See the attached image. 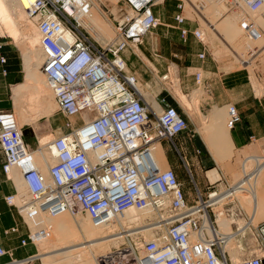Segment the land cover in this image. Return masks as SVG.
<instances>
[{
    "label": "built area",
    "instance_id": "obj_1",
    "mask_svg": "<svg viewBox=\"0 0 264 264\" xmlns=\"http://www.w3.org/2000/svg\"><path fill=\"white\" fill-rule=\"evenodd\" d=\"M27 1L28 15L40 32L42 69L60 110H87L94 116L51 141L49 148L54 147L56 155L47 174L34 165L20 167L26 195L17 190L6 201L21 215L70 211L86 213L96 222L111 221L105 219L132 207H151L159 213L155 223L160 231L155 238L135 235L138 241L144 240L139 249L112 251L99 258L100 264H235L221 250L225 237L219 233L214 207L222 205L225 216L246 219L242 226L252 231L256 241L252 254L237 264H264V221L253 223L233 195L234 184L222 182V187L217 185L206 198L199 194L190 205L175 169L170 165L161 168L153 153L157 143L173 141L188 130L189 123L175 106H163L160 112L150 106L137 86V77L127 71L122 53L132 50L136 54L151 27L159 23L153 8L162 0H125L128 9L115 24L116 35L105 45L84 26L79 27L73 17L80 7L83 14L90 12L91 0ZM234 1L253 10L264 4V0ZM175 18L178 23L185 20L179 13ZM162 80H169V74ZM196 81L201 82L200 73ZM13 114L0 111V154L5 156L7 175L32 155L18 119L6 120ZM239 120L237 108L229 105V126ZM241 184L236 186L241 188ZM37 233L30 232L33 241ZM126 238L135 241L133 233ZM7 254L10 252L0 244V257Z\"/></svg>",
    "mask_w": 264,
    "mask_h": 264
},
{
    "label": "rangeland",
    "instance_id": "obj_2",
    "mask_svg": "<svg viewBox=\"0 0 264 264\" xmlns=\"http://www.w3.org/2000/svg\"><path fill=\"white\" fill-rule=\"evenodd\" d=\"M94 1L98 8L106 13L105 16H107L113 27L101 17L97 10L86 19L87 21L89 20L88 25H81L74 19L79 27L84 26L90 36L105 45V42L115 36V24L128 7L125 0ZM153 11L159 19V23L151 27L143 42L136 48V54L132 50H126L122 53L127 63V71L137 76L140 91L143 93L145 100L157 112L162 109V99H165L168 105L174 106L170 101L171 95H174L182 106L184 112L182 113L184 116L186 115V118L188 117L189 128L193 130L192 133H199L207 146L209 142L211 144L216 142L213 138L214 133L217 131L214 127L216 120L214 119V114L216 112L221 114L223 126L227 129L230 136L229 110L227 114V107L219 108L216 106L213 111H209V105H207L209 93L205 85L208 80L214 77L220 78L233 73H242L241 76L244 77L245 75L249 84L251 83L250 87L251 85L255 86L253 87L257 90L254 91L258 95L264 94V4L260 8L253 10L242 2L234 0H162L154 6ZM178 13L185 17L183 23L176 21L175 17ZM29 20L31 19L27 14L21 19L20 17L18 20L16 19L17 29H15L12 22H9L10 24L6 25L7 27L5 24H0V32L3 29V32L6 33L10 26L22 32L26 21L30 22ZM183 29L187 33L184 34ZM6 35L10 36L8 32ZM9 38L21 50L23 60H26V55H29V58L34 57L32 52L35 49V44L32 40L27 39L23 32L19 33V41H16L11 36ZM196 61L204 65V70H201L203 74V76L201 75V84H195L192 80L191 83L189 82V86H185L184 83L180 86L177 76L178 70L180 73V68L184 67L185 74L188 71L186 66ZM41 63L42 60L39 65ZM37 68L42 72L39 66ZM189 71L194 73L196 69H190ZM26 73L25 69V75ZM165 74H169L170 81L162 80ZM191 76L193 75L190 73L189 77ZM45 77L44 74L41 77L42 82L47 84L44 87L42 86L43 89L32 81V83L28 84L25 80L26 84L18 88V91L16 90L13 98L16 113L14 110L10 111L16 114L15 119H18L19 127L23 132L24 141L28 147L31 142L37 144V149L33 150L29 147L32 154L39 153L40 156L35 157V159L31 155L30 157H33V161L30 158V160L22 161L20 166L15 167L10 174L17 190L25 194L20 167L29 168L34 165L47 174L49 164L53 163L54 159L52 158H55L49 149L51 141L70 132L72 128L80 126L85 121H89L94 116L93 112L87 110L75 113H66L60 110ZM45 79L46 81H44ZM17 93L20 94L19 97H16ZM49 104L53 107L50 112H46L44 108L46 109ZM162 105L164 106V103ZM179 111L181 112V109ZM212 127L215 129L213 130ZM41 140L44 143L47 142L46 146L43 147ZM47 149L48 151L45 153ZM254 149L256 150L251 152L252 155L248 156L250 158L243 161L232 157L233 154L236 155L237 153L236 151L234 153L232 149L228 153L229 156L227 155L225 158L219 156L220 158L217 160L224 162L222 168H219V180L221 177L227 176L230 179L228 180L230 184H234L244 177L243 175L245 174L251 177L252 180L249 183L236 190V197L237 199L239 198V202L245 208L247 214L252 216L254 224H258L264 221V147L257 146ZM257 153L260 155L254 156ZM43 154L46 157V163L42 162L41 155ZM34 159L37 162L39 161V163L41 162V165L36 161L34 162ZM164 167H169L167 162L164 163ZM16 168L18 169L15 171ZM179 169L178 177L180 181L181 178L184 181H188L190 179L188 171L180 163ZM206 170L203 168L201 171L203 181ZM14 171L20 174L16 175ZM249 176L245 177L249 178ZM188 186L192 187V184ZM199 187L203 197L206 198L208 193L217 187V183H213L211 189H206L202 184H199ZM194 190L192 188V191ZM214 210H224V206L218 205L214 207ZM39 214H41L40 217L38 216ZM78 214L67 213V216L50 218L45 211L38 212L33 217L28 213H24L21 217H23L22 219L30 231L27 238L22 239L21 243L23 245L31 243L36 249V255L30 257L28 261L33 260L34 264H85L88 262L90 257L81 256V253L92 251V244H101L102 242L99 241L105 239L101 237L98 241H93L96 240L94 231H91L93 234L88 231V233L90 232L89 239L87 238L85 241L83 237L81 238V235L77 239L80 227L74 223L73 218L80 222L87 218L91 219L85 213ZM158 214L155 209L149 207L147 213L141 212L126 220H121L120 218V221L119 219L115 220L108 228H96L95 232H100L101 230L103 233L101 235L106 238V241H104V250H100L102 252L99 251V254L97 251L95 253L101 257L109 255L112 251L118 249H124V251L127 249L131 251V248L139 249L144 240L138 241L139 236L135 237V235L140 234L145 239L155 238L157 231H160V225L155 223L158 219ZM38 218L41 219L39 220ZM218 218L227 219L224 225L218 224L219 233H222L225 237V243L221 250L228 255L231 262L240 263L244 256L252 254V250L256 249V241L253 239L252 231L246 226H242L246 220L244 217L230 218L221 214ZM234 221L238 225L233 224L231 226ZM28 222L32 224V229ZM238 226H242L239 231H237ZM39 230H44V232ZM30 232H38L34 241L29 236ZM128 233H133V240L135 241H125ZM229 238H232V242L228 246ZM23 241H26V243H23ZM233 247L236 248L234 249ZM99 260L98 263L100 264ZM14 261L16 260H11L10 263ZM28 261H19L17 264H30V262L27 263ZM90 262L94 264L93 261Z\"/></svg>",
    "mask_w": 264,
    "mask_h": 264
},
{
    "label": "crops",
    "instance_id": "obj_3",
    "mask_svg": "<svg viewBox=\"0 0 264 264\" xmlns=\"http://www.w3.org/2000/svg\"><path fill=\"white\" fill-rule=\"evenodd\" d=\"M9 37L6 33L0 32V111L14 110L16 113L13 98L16 90L25 84V66L21 50ZM1 58H5V61L2 62ZM203 67V64L196 61L186 66L188 71L185 74L184 67H181L180 73L178 70L177 75L180 86L183 83L185 86H189L192 80L195 84H201V82L198 83L196 81V75L200 73L203 76L201 72V70H204ZM190 69H196V72L192 73L189 71ZM190 73L195 76L189 77ZM241 74L233 73L225 77H214L208 80L205 86L209 93L207 105H209L210 112L218 106L219 108L227 107L228 114L229 105H234L240 113V121L232 127L229 126V132L231 149L234 153L235 151L237 152L232 157L243 161L250 158L248 156L252 155L251 152L256 150L254 149L255 147H264V94L258 95L255 92L257 90L254 88L255 86L251 85L250 87L251 83L249 84L245 75L243 77ZM170 101L179 110L181 109V113L183 112L182 106L175 96L171 95ZM167 103L164 106L168 105ZM9 116L13 117L15 114L6 116V120H8L7 117ZM192 131L188 127V130L177 135L173 141L166 140L162 142L163 147L160 152L165 156V163L167 162L168 165L172 166L177 174L180 172L179 163L188 171L190 179L184 181L181 178V181L189 204L195 203L199 194L203 195L199 184L204 185L206 189H211L213 183H217L219 186L221 185V183H218L220 181L230 183L228 181L230 179L227 176L221 177L219 180V168H222L224 162L217 160L200 134L192 133ZM36 135L38 137L37 133ZM29 147L33 150L37 149V144L31 142ZM256 155L260 154H254V156ZM4 163L5 156L0 154V244L10 252V254L0 257V263H8L11 260L28 261L30 257L36 255V249L31 243L26 245L21 243L22 239L27 238L30 230H28L18 209L6 201L7 196L16 194L17 188L10 173L7 175L4 172ZM233 163L236 164L235 162ZM203 168L207 169L204 181L201 178ZM20 173L15 172L16 175ZM189 184H192V187L188 186ZM235 187L236 185L234 184ZM192 188L195 189V192L192 191ZM30 225L32 229V224ZM29 262L34 264L33 260L27 263Z\"/></svg>",
    "mask_w": 264,
    "mask_h": 264
},
{
    "label": "bare ground",
    "instance_id": "obj_4",
    "mask_svg": "<svg viewBox=\"0 0 264 264\" xmlns=\"http://www.w3.org/2000/svg\"><path fill=\"white\" fill-rule=\"evenodd\" d=\"M92 1V0H91ZM93 6H92V8H91V10H90V12H88V13H85V14H83V12H84V9H83V7H80L79 8V10H78V12H75L74 13V15H73V17L78 21V23L79 24H81V25H88L89 24V20L87 21L86 19H88V17H90L91 15H93L94 14V11H98L99 13H100V15H101V17L103 18V19H105L112 27H113V25H112V23L108 20V18H107V16H105L106 15V13L103 11V10H100L99 8H98V6H97V4H96V2L93 0ZM28 8H29V3H28V1L27 0H0V24H5V26L9 23V22H12V24H14V27H15V29H17L16 28V25H17V23H16V19L18 20V18L20 17V19H21V17L23 18V16L25 17V15L27 14L28 15ZM28 17H29V15H28ZM27 18V17H26ZM30 18V17H29ZM30 22H27L26 21V24H25V28H24V30L22 31L23 33H24V35H25V37H27V39H30V40H32V42H34V51L32 52V53H34V57L33 58H29L30 56L29 55H26V60H24V66H25V69H26V75H25V78H26V83H28V84H30V83H34L35 85H37V86H39V88H42L43 89V87H44V85L46 86L47 84H45L46 82H42L43 80L41 79V77L43 76V74L45 75V73H44V71H43V69H42V63H43V59H44V56H43V53H42V50H41V48H40V32H39V29H38V27H37V25L35 24V22L32 20H29ZM87 21V22H86ZM18 22V21H17ZM21 22V21H20ZM19 23V22H18ZM88 23V24H87ZM10 24V23H9ZM18 26H19V24H18ZM7 27V26H6ZM5 27V28H6ZM13 27V26H12ZM37 28V29H36ZM1 29V28H0ZM9 30H7L6 31V33L8 32L9 33V35L11 36V37H13L16 41H19L18 39H19V33H22V32H19L20 30H15L14 28H11V26H10V28H8ZM113 30H114V28H113ZM2 32H3V29H2ZM115 32V31H114ZM5 33V32H4ZM21 35V34H20ZM116 35V34H115ZM68 38H70L71 36L70 35H68L67 36ZM109 37H111L110 35H109ZM31 43V42H30ZM38 43H39V45H38ZM106 43V42H105ZM104 43V44H105ZM33 47V46H32ZM136 52V51H135ZM29 56V57H28ZM42 57H43V59H42ZM41 60H42V63L40 64L41 65V67H40V65H39V63L41 62ZM39 66V68L42 70V72H40L39 70H38V67ZM42 75V76H41ZM46 76V75H45ZM136 76V75H135ZM137 77V76H136ZM44 78V77H43ZM46 78V77H45ZM138 79V78H137ZM32 81V82H31ZM44 81H46V79L44 80ZM25 83V84H26ZM43 84V85H42ZM22 86H24V85H22ZM43 86V87H42ZM137 86L139 87V85H138V83H137ZM20 88H21V86H20ZM38 89V88H37ZM140 90V89H139ZM18 91V90H17ZM45 91V90H44ZM53 91V90H52ZM41 92V91H40ZM42 93H44V92H42ZM53 94H54V92H53ZM20 96V94L19 93H17V95H16V97H19ZM54 96H55V94H54ZM56 99V98H55ZM35 100V99H34ZM32 102V101H31ZM46 106V105H45ZM52 107L53 106H51V104H49V105H47V108L45 109L44 108V110L46 111V112H50L51 111V109H52ZM157 107V106H156ZM157 109H159V108H157ZM43 110V111H44ZM162 110V109H161ZM18 114H20V113H18ZM35 117V116H34ZM19 118V117H18ZM7 119L9 120H14L15 119V116H13V117H11V116H9V117H7ZM214 119H216L215 120V122H214V127L216 128V132L214 133V135H213V138H214V140L216 141V142H213V144H211L210 142H209V144H208V147H209V149H210V151L212 152V154H213V156L216 158V159H218V158H220L219 156H221V157H225V156H229V154L228 153H230V149H231V147H232V145H231V142H230V136H229V134H228V131H227V129L223 126L224 124H223V119H222V117H221V114L220 113H218V112H216V114H214ZM215 128H213L212 127V129L214 130ZM218 128H220V130H218ZM211 129V128H210ZM221 131V132H220ZM45 140V139H44ZM42 141V140H41ZM43 142V141H42ZM46 142V141H45ZM46 144H47V142L46 143H42V145H43V147L44 146H46ZM49 144V143H48ZM41 145V144H40ZM162 147H163V145L162 144H160V143H157L155 146H154V148H153V153H154V155H155V157H156V160H157V162L159 163V165L161 166V168H167V167H164V163H165V161H166V159H165V156H164V154H161L160 152L162 151ZM50 149V148H49ZM53 149V150H52ZM52 149H50V153L53 155V156H55L56 155V149L53 147ZM42 151V150H41ZM48 151V149L47 150H45V153ZM49 153V152H48ZM40 154H42V153H40ZM32 156L35 158H37V157H40L39 156V153H35V154H32ZM42 156V159H43V161L42 162H45L46 163V157L44 156V154L43 155H41ZM32 157V158H33ZM31 158V159H32ZM35 158V159H36ZM34 159V162L36 161ZM48 159V158H47ZM52 159H54V157L52 158ZM38 160H39V158H38ZM32 161H33V159H32ZM40 161V160H39ZM39 161L37 162V163H39ZM54 162V161H53ZM30 163V162H29ZM33 163V162H32ZM36 163V164H37ZM40 165H41V162L39 163ZM52 164V163H51ZM51 164H49V166L51 165ZM39 165V166H40ZM14 169V168H13ZM12 169V170H13ZM12 170H11V172H12ZM11 172H10V174H11ZM43 172V171H42ZM44 173V172H43ZM244 177H242L239 181H237V182H235L234 184L235 185H239L240 183H242L241 184V188L242 187H244V185H246L247 183H249L252 179H251V177L249 176V175H243ZM245 176H249V178H246ZM23 183H25L24 182V178H23ZM21 187V186H20ZM24 187H25V184H24ZM241 188H239V187H235L234 189H235V192H234V194L233 195H235V197H236V190L237 189H241ZM25 191H26V189H25ZM26 195L25 193H21L20 191H19V195ZM18 198H19V196H18ZM237 198V197H236ZM238 200H239V198H238ZM216 211V214H217V217H220V215L221 214H224L223 213V211H219V210H215ZM141 212H145V213H147L148 212V209H137V208H134V207H132V208H129V209H127L126 211H124L123 213H121L120 215H117V216H111L110 218H108V219H105V220H111V221H107V222H105V221H102V222H96L95 220H93L88 214H86L85 213V215H87V216H89L91 219H85L83 222H80L79 220H75L74 218H73V221H74V223L76 224V225H78L80 228V232H79V235H77V239H78V237H80V235H81V238L83 237L84 238V241L89 237V235H90V232L91 231H94V234H95V238H96V240H93V241H98V239L100 238L101 239V237H103L105 240H103L102 239V241L100 240L99 242H102L101 244H98V245H96V244H92L91 246H92V251H90V252H86V253H81V251H80V253H81V256L82 255H85V256H89L90 257V259L88 260V262H86L85 264H87V263H92V262H90V261H93V263L94 264H99L98 263V259L100 258V255L99 256H97V253H95L96 251L98 252V254H99V251L100 250H104L103 248L105 247V243H104V241H106V238L104 237V236H102L101 234H103L102 232H101V230H100V232H95L96 230V228H99V229H101V227H102V229L103 228H105V227H109V226H111L110 224L111 223H113V222H115V220H118L119 219V221H120V218H121V220H126V219H130L133 215H135V214H140ZM67 213H71L70 211H62V212H59V213H55V214H48L47 213V216L48 217H50V218H56L57 216V218H60L61 216H63V215H66L67 216ZM73 214V213H72ZM40 215L41 214H39L38 216L40 217ZM69 215H71V214H69ZM73 215H79V214H73ZM27 217V216H26ZM28 217H30V216H28ZM32 217H33V215H32ZM32 219V218H31ZM39 220L41 219V218H38ZM226 221H227V219H225V218H218L217 219V223L218 224H220V225H224L225 223H226ZM253 223H254V219H253ZM113 226V225H112ZM226 227H228V226H226ZM106 228V229H107ZM111 229V228H110ZM88 231H90L89 233H88ZM209 231H211V228H210V230ZM92 233V232H91ZM85 234V235H84ZM93 234V233H92ZM99 235H101V236H99ZM97 236V237H96ZM196 238V235H193L192 236V239H195ZM89 239V238H88ZM229 241H228V246H229V243H231L232 241V238H229L228 239ZM227 246V247H228ZM82 248V247H81ZM234 249L236 248V247H233ZM99 249V250H98ZM234 249H232V250H234ZM79 250V249H78ZM100 252H102V251H100ZM84 264V263H83ZM202 264H204V263H202Z\"/></svg>",
    "mask_w": 264,
    "mask_h": 264
}]
</instances>
